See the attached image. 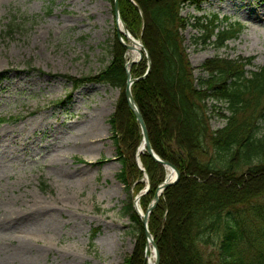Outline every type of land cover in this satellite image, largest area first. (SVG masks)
Returning <instances> with one entry per match:
<instances>
[{"label":"rangeland","instance_id":"rangeland-1","mask_svg":"<svg viewBox=\"0 0 264 264\" xmlns=\"http://www.w3.org/2000/svg\"><path fill=\"white\" fill-rule=\"evenodd\" d=\"M181 12L190 20L183 34L196 81L216 56H254L252 70L264 65V0H205ZM211 12L220 27L244 23L239 37L221 48L195 41V16ZM10 18L21 24L6 32ZM121 46L112 0H0V264H148L143 221L126 211L135 191L118 177V148L137 138L127 109L113 132L122 89L93 81L76 88L68 78L99 74ZM160 72L157 62L155 81ZM209 101L211 126L221 128L225 104ZM179 117L170 126L189 122L188 112ZM140 181L147 186L145 173ZM173 245L170 264H189Z\"/></svg>","mask_w":264,"mask_h":264},{"label":"trees","instance_id":"trees-1","mask_svg":"<svg viewBox=\"0 0 264 264\" xmlns=\"http://www.w3.org/2000/svg\"><path fill=\"white\" fill-rule=\"evenodd\" d=\"M118 1L127 28L142 39L150 54L152 66L146 77L142 78L149 67L145 54L133 65L132 76L138 79L132 90L146 121L151 145L180 171L149 218L160 264H170L172 244H175L173 250L178 248L185 254L189 264H264V178L256 179V174H264V65L252 70L248 67L253 65L254 56H216L203 64L207 75L196 81L183 34L190 20L181 10L186 3L201 8L205 0ZM152 2L157 5L148 12ZM217 14L195 16L194 26L198 30L195 41L203 47L209 44L224 47L242 32L239 23L220 27ZM20 24L16 18H10L6 32ZM125 50L121 46L120 52H115V58L99 74L81 78L68 75V78L76 88L93 81L122 89L116 113L111 118L113 132L118 130L121 110L127 109L129 124L137 126V138L126 151L118 148V158L124 167L118 177L128 190L137 194L145 187L140 181L145 172L135 161L143 137L125 98ZM167 61L169 72L172 70L174 75L171 81L166 79ZM157 62L161 72L155 81ZM209 98L225 104L227 112L222 116L226 124L221 128L211 126L209 111L215 105ZM183 111L188 112L189 122L182 123L180 119L179 127L170 126L169 122ZM114 139L118 142L116 135ZM141 160L151 181L150 190L140 199L146 211L166 177V169L147 151L141 154ZM134 193L129 194L126 211L134 221L142 223L134 207ZM182 195H185L183 201ZM172 232L179 235L178 242L171 236Z\"/></svg>","mask_w":264,"mask_h":264},{"label":"water","instance_id":"water-1","mask_svg":"<svg viewBox=\"0 0 264 264\" xmlns=\"http://www.w3.org/2000/svg\"><path fill=\"white\" fill-rule=\"evenodd\" d=\"M114 15H115V18H116L117 25H118V23L120 21L123 24V30H120L119 28H117L118 29V38L121 41V43L125 47L128 48V44L125 42V40H124V38L122 36V33H123V35H125L128 39H131L135 43H140L141 46H142V50L140 52V55L138 57L134 58L133 60H131L130 62H127L126 65H125L126 72H127L125 98H126V101H127V104L129 106L130 110L134 113V115H135V117L137 119V122H138V124H139V126L141 128L142 135H143V142L140 145V147L138 149V152H137V163H138V166H139V168L141 170L145 171V168H144V166H143V164L141 162V157H140V155L142 153V149H143V150H147L148 153L152 157H154L155 160L161 162L166 167V170H167L166 178L164 179L163 182H161L158 185L157 193H156L154 199L152 200V202L149 204V206H148L146 211H143V209L140 206V202L139 201H140L141 196L146 194L149 191V189H150L151 181H150V178H149V175H148L147 172L145 174V177H146L148 186L142 192H140L134 199L135 209L138 212V214L142 217V221H143L144 233H145V237H146V240H147V254H148V244L151 242L153 247H154V249H155V252H156L155 264H160V253H159V250H158L157 243H156V241L154 239V236L151 233L150 228H149V217H150V214L153 211L154 207L159 202L160 197L163 194V192L165 191V189L167 187H169L171 184L176 182V180L178 179V177L180 175V171L173 163H171V162L163 159L162 157H160L156 153L154 148L152 147L151 142H150V138H149V132H148V127H147L146 121H145L144 116H143V114L141 112V109H140V107H139L138 103L136 102V100L134 98V95H133L132 85L138 78L132 77V73H131L132 66L142 59L143 51H144L146 53L148 59H149V68H148L147 72L145 73V75L142 76V78H144V77L147 76V74L149 73L150 68H151L150 57L147 54V50L144 49L145 47H144V44L142 43V41L140 39H136L130 33V31L128 30L125 22L123 21V19L121 17V11H120V6H119L118 0H114ZM119 30H120V32H119ZM168 168H170L171 171L173 172V178L172 179L171 178L169 179V177H168Z\"/></svg>","mask_w":264,"mask_h":264},{"label":"bare ground","instance_id":"bare-ground-1","mask_svg":"<svg viewBox=\"0 0 264 264\" xmlns=\"http://www.w3.org/2000/svg\"><path fill=\"white\" fill-rule=\"evenodd\" d=\"M117 25V23H116ZM117 28H119L120 30H123V24L120 21L117 25ZM119 30V32H120ZM118 31V29H117ZM125 42L128 44V48L125 52L126 54V61L130 62L131 60H133L134 58L138 57L140 55V52L142 50V46L140 43H135L133 42L131 39L125 40ZM145 150L142 149V152H144ZM168 177L169 179L173 178V172L171 171L170 168H168ZM156 261V252L155 249L152 245V243L150 242L148 244V264H155Z\"/></svg>","mask_w":264,"mask_h":264}]
</instances>
